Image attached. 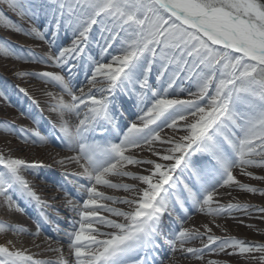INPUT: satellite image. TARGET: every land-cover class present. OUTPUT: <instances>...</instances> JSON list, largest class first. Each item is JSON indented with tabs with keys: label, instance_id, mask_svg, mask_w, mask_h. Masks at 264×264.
Wrapping results in <instances>:
<instances>
[{
	"label": "snow or ice",
	"instance_id": "6c2138e0",
	"mask_svg": "<svg viewBox=\"0 0 264 264\" xmlns=\"http://www.w3.org/2000/svg\"><path fill=\"white\" fill-rule=\"evenodd\" d=\"M3 5L12 11H24L21 0H3ZM3 5H0V15L8 19ZM50 5L55 10L56 27L63 23L72 28L75 39L70 47L53 52L41 63L62 69L82 53L93 25L97 24L103 25L102 31L108 33L107 47L119 45L118 51L122 53L112 55V63L96 64L89 83L100 87L80 96L75 95L64 76L50 72L38 74L72 96L71 103L64 104L63 108L80 119L74 132L63 130L68 140L75 141L74 150L78 152L77 162L83 174L96 185L120 188L121 185L110 184L105 179L113 173L132 177L144 186L142 189L122 186L124 191L137 193L117 201L129 205L130 211L97 205L96 199L102 194L95 187H88V199L83 200V207H93L80 213L85 223H80L78 230L73 227L71 233H66L74 261L63 260L61 264H139V257L134 253L153 243L161 219L174 211L177 194L184 197L186 193L194 206L200 205L202 211L207 208L210 214L221 215L233 210L232 205L212 210L213 194L219 195L221 187L235 184L248 192L258 191L241 184L232 170L239 168L243 175L253 178L248 168L264 169V0H50ZM18 30L44 39L37 28ZM142 60L146 63L143 79L139 81L141 92L148 88V75L153 64L158 63L157 79L167 74L169 88L177 78L195 83L198 91H189L195 99H161L157 98L161 93H153L154 103L147 107V114L138 118L139 124L130 125L120 143H87L85 133L98 122L111 123L110 95L105 93L112 94L119 84L129 79L132 68ZM96 74L106 75L107 81L97 79ZM96 92L100 93L99 98ZM85 109L88 111L82 115ZM180 121L184 123L181 125ZM161 124L185 134L178 139L175 136L162 139L158 131ZM157 142L168 147L159 151L154 147ZM145 146L159 160L171 163L144 161L125 154L127 149ZM193 153L207 154L215 162L211 181H205L204 170L190 162ZM143 163L152 165L146 175L135 176L123 171L125 165ZM28 167L21 159L0 155V198L11 204L9 192L14 186L34 195L22 175ZM185 171L196 177L199 192L197 184L184 176ZM256 178L264 180V176ZM101 209L123 217L125 222L99 216ZM71 210L77 211L75 207ZM96 221L117 232L96 230L95 234L85 235L93 232L92 223ZM178 231L181 243L206 240L200 250H186L197 259L203 260L205 251H209L244 256L249 264H264V244L210 235L211 228L207 225H204V234L198 229ZM99 235L110 238L98 240ZM30 260L31 257L0 246V264H28ZM205 264L217 262L209 260Z\"/></svg>",
	"mask_w": 264,
	"mask_h": 264
},
{
	"label": "bare ground",
	"instance_id": "6f19581e",
	"mask_svg": "<svg viewBox=\"0 0 264 264\" xmlns=\"http://www.w3.org/2000/svg\"><path fill=\"white\" fill-rule=\"evenodd\" d=\"M21 3L23 12L10 10L3 5V0H0L3 12L8 17L5 19L0 15V155L21 159L30 166L22 171V175L34 195L30 196L22 188L14 186L9 192L12 197L11 204L0 198V246L8 247L13 252H20L25 257H31L28 264H61L63 260L74 261L66 233H71L73 227L78 230L79 224L85 223L80 213L93 207L89 206V209L83 207V200L88 199L86 191L88 187H95L97 192L102 194L96 199L97 205L130 211L129 205L117 201L132 198L137 196V193L124 191L122 186L141 189L144 186L132 177L113 173L106 175L105 179L110 184L121 185L120 188L96 185L83 174L80 163L77 162L78 152L74 150L75 141L68 140L63 130L67 128L74 132L80 119L63 108L64 104L71 103L72 96L56 83L38 75L50 72L64 76L65 82L77 96L94 92L100 85L91 84L89 80L96 64L112 63V55H122L118 51L119 45L107 47V37L97 32L95 27L98 24L93 25L81 54L70 59L62 69L59 66H46L41 63L46 56L71 46L75 39L74 30L63 23L59 28L56 27V14L50 0H21ZM19 28L25 31L37 28L44 39L41 40L36 35H26L19 31ZM105 48L107 51H103ZM145 63L142 60L134 66L130 78L119 84L112 94L105 93L110 95L108 114L111 123L105 120L98 122L92 130L85 133L87 143L95 142L100 145L120 143L130 125L133 122L139 124L138 118L147 114V107L154 103L153 93H161L157 97L161 99H195L189 95V91H198L195 83L177 78L169 88L167 74L157 79L160 71L158 63L153 64L152 72L148 75V88L141 92L139 81L143 79ZM117 66L113 64V67ZM34 73L37 75H33ZM96 78L107 81L106 75L96 74ZM95 94L99 98L100 93ZM142 99L144 103H141ZM87 111L85 109L82 115ZM125 115L128 117L125 118ZM179 123L182 125L184 122ZM158 131L162 139L173 136L178 139L185 134L163 124ZM154 147L163 151L168 145L157 142ZM125 154L134 155L144 161L171 163L159 160L146 146L143 149H127ZM211 160L207 154L193 153L190 157V162L197 169L204 170L205 181H211L213 178L211 170L215 164ZM32 165L35 167H31ZM151 167L152 165L147 163L137 166L125 165L123 171L139 176L148 174ZM247 170L253 173V178L243 175L239 168L232 171L241 184L256 188L258 190L256 193L232 184L221 187L218 190L219 195L213 194L212 210L218 206L226 209L232 205L231 212L212 215L207 208L202 211L200 205L194 206L192 200L186 198V193L184 197L177 194L174 197L176 200L174 211L170 216L166 215L161 219L153 243L134 253V256L139 257V264H205L209 260L217 264H249L244 256H226L223 253L209 251H205L203 260L197 259L187 254L186 250L188 248L200 250L206 240L193 239L181 243L178 231L184 228L198 229L204 234V225H207L211 228V232L208 233L210 235L220 238L231 237L251 244H264V212L259 211L264 209V195L260 194L264 192V180L256 178L264 176V169L256 167ZM184 176L197 184L196 190L199 192L196 177L189 176L188 171L184 172ZM64 186L71 195L63 190ZM73 207L77 211H72ZM99 216L120 223L125 222L123 217H116L103 209ZM92 229V233L86 232L85 235L95 234L96 230L109 234L117 232L98 221L92 223ZM159 233L162 234L160 240ZM109 238V235L97 236L98 240ZM56 249L60 251H55ZM255 255L259 256L260 253Z\"/></svg>",
	"mask_w": 264,
	"mask_h": 264
},
{
	"label": "rangeland",
	"instance_id": "374dc122",
	"mask_svg": "<svg viewBox=\"0 0 264 264\" xmlns=\"http://www.w3.org/2000/svg\"><path fill=\"white\" fill-rule=\"evenodd\" d=\"M104 26L103 25H97L96 27H95V29L97 30V32L99 33V34H104V37H107L108 36V33L107 32H104V31H102V28H103ZM125 118H127L128 117V115H125L124 116ZM212 161V163L213 164H215V162L213 161V160H211ZM243 180H245V178H242ZM74 180H76V179H74ZM81 182V181H80ZM82 186H83V183H82ZM63 190H65L68 194L70 193L69 192V190L67 189V187H65L64 186V189ZM69 195H71V194H69ZM25 207H23L22 209H24ZM25 210V209H24ZM62 214V213H61ZM27 215L28 216H30L28 213H27ZM161 236H162V234H160Z\"/></svg>",
	"mask_w": 264,
	"mask_h": 264
}]
</instances>
